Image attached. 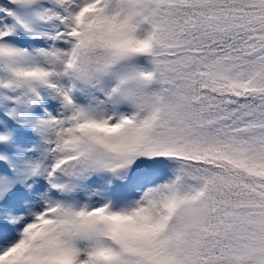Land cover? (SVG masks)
Here are the masks:
<instances>
[{
    "label": "snow or ice",
    "instance_id": "6c2138e0",
    "mask_svg": "<svg viewBox=\"0 0 264 264\" xmlns=\"http://www.w3.org/2000/svg\"><path fill=\"white\" fill-rule=\"evenodd\" d=\"M0 264H264V0H0Z\"/></svg>",
    "mask_w": 264,
    "mask_h": 264
}]
</instances>
